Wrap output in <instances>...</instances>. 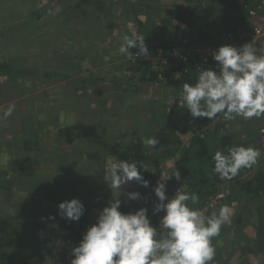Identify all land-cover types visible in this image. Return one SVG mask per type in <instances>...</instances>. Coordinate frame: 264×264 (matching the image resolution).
<instances>
[{
    "label": "rangeland",
    "instance_id": "374dc122",
    "mask_svg": "<svg viewBox=\"0 0 264 264\" xmlns=\"http://www.w3.org/2000/svg\"><path fill=\"white\" fill-rule=\"evenodd\" d=\"M201 1L0 0V63L12 70L0 69V264H18L2 255L17 248L30 264H71L72 249L80 240L65 225L80 229L82 236L91 226H80L81 218H61L59 203L80 199L87 213L95 212L97 223L112 199L120 195L121 202L132 206L135 200L129 193L141 195L146 189L132 180L111 196L104 169L109 159H120L130 144L142 143L145 154L137 165L145 180L154 168L155 155L144 141L165 129L180 97L181 90L167 88L164 78H153L174 56L172 50L165 58L152 51L147 32L151 39L158 37L192 53L225 44L238 47L239 42L243 46L249 43L243 37L249 34L243 5L260 0H237L238 8L226 2L233 0ZM192 7H197L195 12ZM169 10L190 15L196 31L217 37L195 41L192 32L185 34L183 26L175 27L180 22L167 15ZM133 29L145 37L149 50L147 57L136 61L118 52L123 35ZM257 49L264 54V46ZM130 51L135 55L139 49ZM145 61L149 65L137 70ZM11 105L15 106L12 115L2 118ZM209 122L208 131L215 126L222 135L230 130L236 144L255 146L262 153L258 163L248 168L242 187H224V196L214 207L207 206L219 194L203 205L198 196L194 207L208 210L206 215L218 213L224 205L232 208L231 223L213 239L216 254L211 264H264V194L255 198L244 190L246 178L264 169V148L258 142L264 117L226 121L221 114ZM195 128L181 135L175 155L160 159L166 171L174 168L193 140ZM184 190L188 192L187 187ZM174 192L166 195L172 198ZM159 233L164 234L162 227Z\"/></svg>",
    "mask_w": 264,
    "mask_h": 264
},
{
    "label": "clouds",
    "instance_id": "9594fccd",
    "mask_svg": "<svg viewBox=\"0 0 264 264\" xmlns=\"http://www.w3.org/2000/svg\"><path fill=\"white\" fill-rule=\"evenodd\" d=\"M118 52L128 59L149 53L145 37L135 31L123 35ZM138 48L134 55L130 49ZM213 58L219 70L211 67L198 71L196 82L184 83L180 92V102L189 110L193 119L215 120L223 115L226 121L241 117L244 120L264 117V54L250 43L237 47L230 44L214 50ZM11 105L3 112L4 119L14 111ZM264 133V129H261ZM144 143L155 147L159 140L147 138ZM262 155L255 146L236 145L217 150L212 157L213 172L221 180L236 177L241 169L251 168ZM114 157V156H113ZM140 167L146 168L145 164ZM105 177L113 194L121 191V186L132 180L148 187L137 162L109 159L105 165ZM175 177L181 179L180 172L174 176H161L155 187L158 203L155 213L163 211L158 228L151 224L148 209L140 208L134 213L120 211V195L112 199L83 235L78 246L72 249L71 264H211L216 254L213 239L220 235L222 227L231 223L232 208L220 207L218 213L206 215L194 207L198 202L195 192L185 191L183 185L169 198L165 181ZM130 199L140 198L138 192L129 193ZM61 218L79 221L85 212V205L78 198L66 200L58 205ZM54 219V217H53ZM159 227V228H160Z\"/></svg>",
    "mask_w": 264,
    "mask_h": 264
},
{
    "label": "trees",
    "instance_id": "16d2710c",
    "mask_svg": "<svg viewBox=\"0 0 264 264\" xmlns=\"http://www.w3.org/2000/svg\"><path fill=\"white\" fill-rule=\"evenodd\" d=\"M200 2L202 1L200 0ZM226 2L229 5L234 6L235 8H238L240 6L237 0H233L231 3L229 1ZM191 9V11L195 12L197 7H192ZM184 14L185 13H178V11L175 10L167 11L168 16L176 17L175 19L177 23L180 22L179 26L174 25L177 29H181L179 27L183 26L185 34H187L188 32H192L193 35H195V37L197 38L194 39L195 41H203V36L205 35H203L199 31H196L194 29L195 23L192 17L190 15L184 16ZM170 17H166V19H169ZM166 23L169 24V26L173 25L171 24V22H169V20H167ZM147 33L150 34V32ZM149 34L146 35V38L148 39L146 42L147 44H149V46H152V51L157 52V54L162 56V58L169 56L171 52L174 53V49H176L175 47L178 44L162 41L158 37L151 39L152 37ZM208 36L210 37H205L210 40L217 37V35ZM171 44L172 47L170 46ZM170 50L172 51L170 52ZM134 64L137 65V63ZM147 64L149 65L147 61H145V63L141 62L140 64H138L140 66L137 67V70L138 68H141V66ZM0 67H2L0 69L5 68V72L7 73L12 72V70H10V65L8 64L0 63ZM162 68L164 69H158L159 71L157 70L152 74L153 78L156 80L158 78V75L164 78L162 80L164 85L171 90H181L184 83L194 84L198 77V72L195 70L192 61L183 63L179 61L178 58L172 57L167 60L166 65L162 66ZM213 69L219 70L217 66L213 67ZM131 70H134V67ZM174 70L178 71L177 73H179V75L176 76L174 74ZM174 103L175 104L172 106L171 111L167 116V124L165 129L159 132L156 136V138L159 140V143L155 147H153L155 155V158L153 159L154 168L153 170H148V172L145 174V180L149 182L148 187H146V189L142 191L140 198L136 199L132 206L127 205L125 202H121L120 206V211L123 213H133L135 209L146 207L148 209V216L151 224L154 227L158 228V231L160 218L165 213L163 211L159 213L154 212V208L158 202V198L155 195L154 189L157 186L158 181H160L161 176H174L175 173L179 171L181 175V179L179 181H177L175 177H172V179L165 181L167 185L166 191L170 194H173L174 188H176L181 182H186L185 184L188 192H195L199 196L200 200H202L200 204L203 205L206 204L211 198L216 197L220 192H222L224 190V187L232 186L233 184L242 187V179L248 175L249 171L248 168H244L241 169L236 177L230 180H221L218 175L213 172L214 161L212 157L214 156L215 152L217 150L226 151V149L229 147L243 144H236L234 142L235 135L231 134L230 130L229 133H226L225 131L223 135L221 131H219V127L217 128L216 126L214 128V131H208L206 127L209 126L208 124L210 123V120L206 121L207 118L193 119L189 110L186 109L185 106L180 104V97ZM200 122H202V124L199 126L198 124H200ZM189 128H195V130L192 131V134H194L193 140L189 143L186 150L183 151L181 157L176 160L174 168L166 171L165 168L160 166V159L168 158L169 156L171 157L178 152V145L182 144L180 137L184 133H189ZM175 143H177L176 146H174ZM260 147L264 148L261 145ZM143 154H145V146L142 143L135 142L130 144L124 150V152H122L120 160H132L140 162V156H142ZM253 173L254 174L249 176L248 179L246 178L247 181L245 182L244 190H246L247 193L252 194L253 197L258 198L261 194H264V169L260 170L259 172L255 171ZM84 195L85 191L83 193H79V196ZM110 195L114 196L111 192ZM143 199H145V202H142ZM92 212H90L89 214L85 210L84 214L81 217V221H79L80 226H92L93 224H95V212ZM96 214L98 213L96 212ZM238 219L239 220L237 221L240 222L237 223L241 224V218L238 217ZM65 227L70 229L71 231L77 232V238L81 242L83 236L80 233V229L77 230L74 226L68 225H65ZM2 255L5 259L17 260L18 264H30L25 255L21 253L19 248H17L11 255L5 253Z\"/></svg>",
    "mask_w": 264,
    "mask_h": 264
},
{
    "label": "built area",
    "instance_id": "2783aa9c",
    "mask_svg": "<svg viewBox=\"0 0 264 264\" xmlns=\"http://www.w3.org/2000/svg\"><path fill=\"white\" fill-rule=\"evenodd\" d=\"M243 10L247 13L248 17L246 20V24L249 28V34L243 35V37H246L245 41L252 42L253 39H255V45L256 47H262L264 46V0H260L258 3L253 4H244ZM231 39H233V36H229ZM241 46V42L238 43V47ZM217 49L209 48L206 50H195L194 53L181 49L176 48L174 49L173 56L178 58L179 61L183 63H188L189 61H192L193 66L195 70L198 72L201 69H207L209 67L213 68L217 66L218 62H216L213 58V51ZM139 58V57H137ZM264 129V127L262 128ZM258 142L259 145L264 147V133L260 130L259 136H258ZM174 195L179 189H174ZM221 193V194H220ZM218 197L216 199L212 200V204H208L207 207H214V204L222 198V195L224 192H220ZM208 209V208H207ZM208 211V210H207ZM205 211V213L207 212Z\"/></svg>",
    "mask_w": 264,
    "mask_h": 264
}]
</instances>
